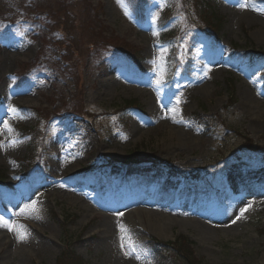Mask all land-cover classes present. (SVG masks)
<instances>
[{
    "label": "rangeland",
    "instance_id": "1",
    "mask_svg": "<svg viewBox=\"0 0 264 264\" xmlns=\"http://www.w3.org/2000/svg\"><path fill=\"white\" fill-rule=\"evenodd\" d=\"M141 2L0 0V264H264V0Z\"/></svg>",
    "mask_w": 264,
    "mask_h": 264
},
{
    "label": "trees",
    "instance_id": "2",
    "mask_svg": "<svg viewBox=\"0 0 264 264\" xmlns=\"http://www.w3.org/2000/svg\"><path fill=\"white\" fill-rule=\"evenodd\" d=\"M218 23H219V21H217V24L216 25H214V26H216V27H218ZM113 45V44H112ZM114 46H116V45H114ZM125 52H126V50H124ZM127 53H129L128 51H127ZM134 61V60H133ZM133 102L132 101H126V103H125V105H128V106H132L133 104H132ZM128 106H126V107H128ZM36 128L34 127V128H32V129H29V130H26V131H28V133L30 134L31 133V131H34ZM38 132V130L36 129V132L35 133H37ZM39 136H41V134H39ZM36 141H37V139L35 138V137H32L31 139H30V148H32V154L27 158V159H23V162H21L22 163V166H23V168L25 169V170H27L26 171V175L34 168V166H35V164H37L36 162H37V155L35 154V148H34V144H37L36 143ZM7 179V175L6 174H4L3 172H2V170H0V184H4V182H5V180ZM263 234H264V231H263ZM182 238V237H181ZM178 240V239H177ZM182 240H180V242H181ZM183 241H184V239H183ZM183 245L185 246V244H180L179 246H177V248H176V246H175V248H176V250L178 251V253H180L182 256H184V257H188V258H191L190 257V253L187 251L189 248H187V247H183ZM67 249H65L67 252H65L66 254L63 256V258H62V260H63V264H85V261H83V259L80 257V256H78V255H76L75 253H74V251H73V249L71 248V246H69V247H66ZM192 259V258H191Z\"/></svg>",
    "mask_w": 264,
    "mask_h": 264
},
{
    "label": "snow or ice",
    "instance_id": "3",
    "mask_svg": "<svg viewBox=\"0 0 264 264\" xmlns=\"http://www.w3.org/2000/svg\"><path fill=\"white\" fill-rule=\"evenodd\" d=\"M118 2H119V0H118ZM241 7H247V4H242ZM20 35H23V33H20ZM12 111H16V109H12ZM5 126L8 128V131H12V129L10 128V126H7V125H5ZM11 143H12V145L14 146V145L16 144V141H12ZM246 210H247V209H244V210L241 211V216L243 215L244 211H246ZM32 211H36V209H35V205L32 206ZM0 221H3V218H2V217H0ZM4 223L6 224L7 222H4ZM8 227L10 228V230H13L11 225H8ZM20 228L23 229L24 226L21 225ZM121 229H122V230H125L123 226H121ZM26 236H27V233H26L25 231H21V232L19 233L18 238H19L20 240H24V239L26 238ZM123 246H124V245L122 244L121 247H123ZM137 258H138V257H137Z\"/></svg>",
    "mask_w": 264,
    "mask_h": 264
},
{
    "label": "bare ground",
    "instance_id": "4",
    "mask_svg": "<svg viewBox=\"0 0 264 264\" xmlns=\"http://www.w3.org/2000/svg\"><path fill=\"white\" fill-rule=\"evenodd\" d=\"M81 143V142H80ZM239 188H246V186H244L243 184H239ZM164 189H166V188H164ZM165 193V192H164ZM118 199H120V198H118ZM13 211H16V210H13ZM11 215V214H10ZM12 217V216H11ZM154 223L156 224V226H157V230L158 231H160V232H165V226L164 225H162L161 223H158L157 221H154ZM5 240V239H4Z\"/></svg>",
    "mask_w": 264,
    "mask_h": 264
}]
</instances>
